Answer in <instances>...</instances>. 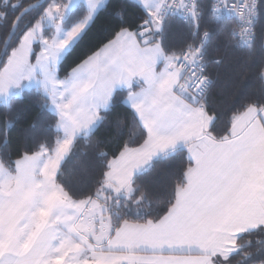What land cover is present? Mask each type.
Instances as JSON below:
<instances>
[{
  "label": "snow or ice",
  "instance_id": "snow-or-ice-1",
  "mask_svg": "<svg viewBox=\"0 0 264 264\" xmlns=\"http://www.w3.org/2000/svg\"><path fill=\"white\" fill-rule=\"evenodd\" d=\"M136 3L138 24L114 8L120 26L61 76L107 0H0V106H40L31 146L0 140V264H264V0ZM221 37L234 60L261 53L227 108L210 99Z\"/></svg>",
  "mask_w": 264,
  "mask_h": 264
},
{
  "label": "trees",
  "instance_id": "trees-1",
  "mask_svg": "<svg viewBox=\"0 0 264 264\" xmlns=\"http://www.w3.org/2000/svg\"><path fill=\"white\" fill-rule=\"evenodd\" d=\"M25 2H27V0H25ZM107 3L108 7H105L100 11L95 22L87 30L83 38L74 47L66 59L61 63V76L70 71L72 65L75 64L82 55L104 42L120 26L121 22L113 15L114 8L123 6L125 8V22L132 26L138 24L144 15L141 6L134 0H107ZM217 43L219 44L221 54L227 52L229 59L226 60V63L218 70V72L214 71L212 73L213 78L217 81V88L213 91L210 99L212 103L227 108L239 99L241 92L251 90L250 86L254 85V77L259 69V64H254L253 62L259 61L261 53L259 49H257L252 53L250 58L234 60L232 57L236 51L235 47L231 46L228 49H225L224 37H221ZM244 55L246 56V54ZM24 95L25 97L36 95L35 89L33 88L31 91L25 89ZM229 97H231V99H229ZM123 110L124 107L122 105L118 106L117 109L113 110L111 115L114 116L116 111ZM39 111V104L27 98L23 100L17 98L16 107L12 110L0 106V140H2L6 132L9 140L8 151H10L13 156L17 155L20 152L21 147L25 146L26 143L28 146H31L32 141L29 140L26 142L25 133ZM50 115L51 113H46L41 119ZM9 121H11V124L5 129V125ZM97 135L104 136L103 129H101ZM104 138L107 139V136H104ZM79 150L82 152L88 151L89 146L82 144ZM183 159L184 156L181 154L165 172L154 174L153 177H145V182L149 183V187H151L150 181L152 179L165 185L169 184L172 171L180 167ZM76 162L77 155L74 150L69 153V156L63 164L65 175L69 177V180L73 179L72 173L75 170Z\"/></svg>",
  "mask_w": 264,
  "mask_h": 264
},
{
  "label": "built area",
  "instance_id": "built-area-1",
  "mask_svg": "<svg viewBox=\"0 0 264 264\" xmlns=\"http://www.w3.org/2000/svg\"><path fill=\"white\" fill-rule=\"evenodd\" d=\"M236 39H237V41H239L241 39L239 32H237Z\"/></svg>",
  "mask_w": 264,
  "mask_h": 264
},
{
  "label": "rangeland",
  "instance_id": "rangeland-1",
  "mask_svg": "<svg viewBox=\"0 0 264 264\" xmlns=\"http://www.w3.org/2000/svg\"><path fill=\"white\" fill-rule=\"evenodd\" d=\"M136 2V0H134Z\"/></svg>",
  "mask_w": 264,
  "mask_h": 264
},
{
  "label": "clouds",
  "instance_id": "clouds-1",
  "mask_svg": "<svg viewBox=\"0 0 264 264\" xmlns=\"http://www.w3.org/2000/svg\"><path fill=\"white\" fill-rule=\"evenodd\" d=\"M71 70V69H70Z\"/></svg>",
  "mask_w": 264,
  "mask_h": 264
}]
</instances>
